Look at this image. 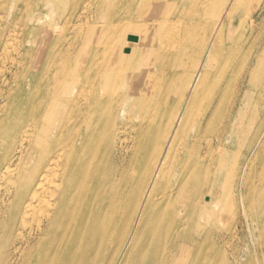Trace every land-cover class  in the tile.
<instances>
[{"label":"bare ground","instance_id":"1","mask_svg":"<svg viewBox=\"0 0 264 264\" xmlns=\"http://www.w3.org/2000/svg\"><path fill=\"white\" fill-rule=\"evenodd\" d=\"M184 1L0 0V264H176L143 212L179 206L193 180L183 168L204 164L205 133L227 103L230 53L215 37L236 41L262 0H186L183 11ZM263 67L264 53L252 81ZM251 100L231 95L209 201L232 211L239 188V225L259 253L264 189L249 163L234 176L249 142L251 163L264 150L257 110L246 120ZM148 163L166 190L140 202Z\"/></svg>","mask_w":264,"mask_h":264},{"label":"rangeland","instance_id":"2","mask_svg":"<svg viewBox=\"0 0 264 264\" xmlns=\"http://www.w3.org/2000/svg\"><path fill=\"white\" fill-rule=\"evenodd\" d=\"M189 5L190 3L185 0L181 4V9L186 11L191 7ZM207 21L206 24L208 26L205 29H214L215 25L213 22L217 20L207 18ZM76 22H78V28H80L86 20L79 19ZM215 43L220 56L221 53L222 57L230 53L229 66L225 72V78L227 80L225 82V91L223 90L221 92V95H227V103L223 106L221 116L218 119V125L211 127L205 133V136L211 138V141L208 144L205 142L202 143L198 153V156L204 164L198 167L193 165L195 163H192L189 168H183L182 172L190 169L191 174H193L191 176L193 180H191L195 184V187L188 188L191 183L189 178L184 184L183 192L185 194L181 196V201L178 203L179 206L174 205L172 208L160 207L159 210L145 208L143 212L146 219L145 227L150 229V232L155 230L159 237L165 241L162 253L167 252L169 248L176 250V264H264V250L256 253L254 250V240H252L249 229L244 227V225H239L242 210L239 188L236 189L234 186V205L232 211H222V213H220V210L218 212L212 211L214 206L215 209L218 207L215 202L211 203L209 201L211 189L215 181L214 178L216 177L215 165L218 162L216 161L217 157L214 160V167L208 168L210 160L215 154V150L220 149L226 143L225 141L224 144L222 142L219 144L214 139L222 127L229 107L231 106V95H233L234 90L240 89V92L244 90L249 95H252L250 104L251 114L246 116V120L251 121L254 118L253 113H256L255 111L257 110L258 122L256 124L262 121L264 125V67L260 69L256 82L252 81L249 77L250 69L254 66L259 56L264 53V0L261 1L260 6L249 19L246 30L242 34H238L236 41L229 38L226 33L223 44L219 41L218 37H215ZM223 50L226 52L223 53ZM253 144L249 142L245 149H243V154L236 167L237 170L234 176L238 180L245 168L244 166L249 163L250 168L253 169V173L250 175L254 178L253 186L257 185L255 190H257V193H260L264 189V150L259 157H254L253 159L255 161L251 163L249 155ZM113 153L115 154V152ZM181 162H183L182 154L172 170L174 171ZM151 171L150 163H148L147 170H144V179L141 182L144 194L142 198L141 195L139 196L140 202L143 200L146 201L148 195H155L157 192L166 190L165 186L158 184L157 180L160 178L153 174H147V172L151 174ZM162 175L163 173L161 177ZM250 195L252 196L251 193L247 194V200L250 198ZM213 197L215 198L216 194H213ZM163 198L161 196L160 200L162 203H166L167 200ZM197 198L199 207L195 208L194 203ZM157 199L158 197L156 196ZM152 201L154 200L151 199L149 202ZM261 209L258 205L257 212ZM157 215L159 216L157 217ZM186 216H190L189 219H186L188 223L186 226H181L182 218ZM259 220L260 227H263L264 215H261ZM259 238L260 235L257 233L254 239L257 241ZM181 240L193 241L192 243L186 244L185 250L184 247L177 249V242ZM163 262L164 264L166 262L170 264L169 259ZM160 264H162L161 256Z\"/></svg>","mask_w":264,"mask_h":264}]
</instances>
